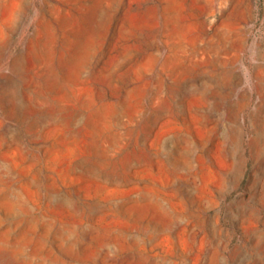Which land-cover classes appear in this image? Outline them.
Returning a JSON list of instances; mask_svg holds the SVG:
<instances>
[{
  "label": "rangeland",
  "instance_id": "374dc122",
  "mask_svg": "<svg viewBox=\"0 0 264 264\" xmlns=\"http://www.w3.org/2000/svg\"><path fill=\"white\" fill-rule=\"evenodd\" d=\"M262 47L264 0H0V264H231Z\"/></svg>",
  "mask_w": 264,
  "mask_h": 264
},
{
  "label": "bare ground",
  "instance_id": "6f19581e",
  "mask_svg": "<svg viewBox=\"0 0 264 264\" xmlns=\"http://www.w3.org/2000/svg\"><path fill=\"white\" fill-rule=\"evenodd\" d=\"M259 53H260L259 58L262 61L257 64V68H258V71L260 72V74L256 76L257 79L254 82V88H257V92H259L260 98L256 103V108L251 112V121H250L251 129H250V131L252 133L250 135L251 138L248 141L250 144V154H251L252 158L254 159V164H255L254 168H253V174H254V176H256L258 178L261 177L260 173H264V47L259 49ZM12 61H13V59H12ZM246 97H247V93L245 92L240 99V103L242 105L245 103L243 99H245ZM238 103H239V101H238ZM244 154H245V150H243V151L241 150V155H243V157H244ZM241 196L243 199L244 194H242ZM252 197H253L252 195L249 196L250 201H251ZM234 211L237 215H238V213H240L242 211V208H241V206H239L238 203H236ZM261 224H264V222H261ZM236 225L237 224L235 223V226ZM208 236H210V235H208ZM210 240H211V237H210ZM263 241H264V228L262 230H260V238L257 239L256 241L252 238L251 239L246 238L245 240H243V242L238 244V248H240L241 250L239 251V253L237 255H235L231 264H248V263L253 262V261L263 260L264 259V247L262 246ZM227 244L228 243H225V242L223 243V245H224V246L222 245L223 251H224L225 246H227ZM222 260H224L223 264H227L226 258H223Z\"/></svg>",
  "mask_w": 264,
  "mask_h": 264
}]
</instances>
